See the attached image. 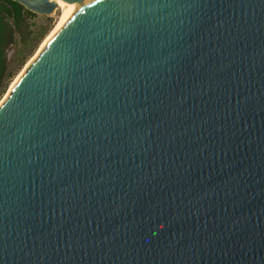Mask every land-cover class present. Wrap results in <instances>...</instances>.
<instances>
[{
	"label": "water",
	"instance_id": "1",
	"mask_svg": "<svg viewBox=\"0 0 264 264\" xmlns=\"http://www.w3.org/2000/svg\"><path fill=\"white\" fill-rule=\"evenodd\" d=\"M73 1L0 105V264H264V0Z\"/></svg>",
	"mask_w": 264,
	"mask_h": 264
},
{
	"label": "rangeland",
	"instance_id": "2",
	"mask_svg": "<svg viewBox=\"0 0 264 264\" xmlns=\"http://www.w3.org/2000/svg\"><path fill=\"white\" fill-rule=\"evenodd\" d=\"M62 13L63 9H60L48 16L37 14L29 18L24 16V20L18 26L19 31L12 26L11 38L7 42L10 70L0 86V101L3 100L14 79L37 54L45 39L54 31ZM9 23L14 25L12 20H9ZM23 33L29 35V39L24 45L19 43V38Z\"/></svg>",
	"mask_w": 264,
	"mask_h": 264
},
{
	"label": "trees",
	"instance_id": "3",
	"mask_svg": "<svg viewBox=\"0 0 264 264\" xmlns=\"http://www.w3.org/2000/svg\"><path fill=\"white\" fill-rule=\"evenodd\" d=\"M0 14H5L8 19L12 20L13 26L17 28L19 31L18 26L24 20L25 17H34L35 14L27 11L22 6H20L17 2L12 0H0ZM17 31V32H18ZM29 39V35H25L24 33L19 38V43L22 45L26 44L27 40Z\"/></svg>",
	"mask_w": 264,
	"mask_h": 264
},
{
	"label": "flooded vegetation",
	"instance_id": "4",
	"mask_svg": "<svg viewBox=\"0 0 264 264\" xmlns=\"http://www.w3.org/2000/svg\"><path fill=\"white\" fill-rule=\"evenodd\" d=\"M5 14H0V86L4 80V77L8 75L9 52L7 50V42L11 38L12 26ZM16 30L17 28L14 27Z\"/></svg>",
	"mask_w": 264,
	"mask_h": 264
},
{
	"label": "bare ground",
	"instance_id": "5",
	"mask_svg": "<svg viewBox=\"0 0 264 264\" xmlns=\"http://www.w3.org/2000/svg\"><path fill=\"white\" fill-rule=\"evenodd\" d=\"M75 8V2L73 0H68L66 2V4L63 6V13L61 14V17L58 21L57 26L55 27L54 31L45 39V41L43 42L41 48L39 49V51L37 52V54L44 48V46L47 44V42L49 41V39L52 38V36L55 34V32H57L60 27L66 22V20L69 18V16L71 15L72 11ZM51 15V14H50ZM36 54V55H37ZM35 56H33V58L27 63V65L25 66V68L22 70V72L14 79V81L11 83L8 92L5 94L4 98L2 101H0V105L3 103V101L7 98V96L9 95L11 89L13 88V86L15 85L18 77L20 75H22V73L25 71V69L30 65V63L35 59Z\"/></svg>",
	"mask_w": 264,
	"mask_h": 264
}]
</instances>
